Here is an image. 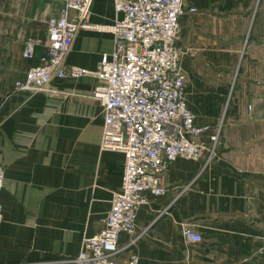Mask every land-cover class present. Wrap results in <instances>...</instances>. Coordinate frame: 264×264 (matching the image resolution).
Returning <instances> with one entry per match:
<instances>
[{"label": "crops", "instance_id": "obj_1", "mask_svg": "<svg viewBox=\"0 0 264 264\" xmlns=\"http://www.w3.org/2000/svg\"><path fill=\"white\" fill-rule=\"evenodd\" d=\"M63 4L0 0V264H71L84 238L101 230L121 186L122 152L100 148L103 112L90 96L93 77L54 78L55 95L14 90L45 54L38 45L26 60L25 41H45ZM184 5L177 47L184 53L187 107L196 125L214 128L229 97V123L201 136L208 143L218 134L213 159L177 158L163 175L165 193L143 194L139 238L129 245L130 235L121 232L119 258L131 251L138 264H264V130L254 103L264 97L256 81L258 71L264 80V50L245 44L262 36L255 32L262 0ZM114 19L112 0H93L90 23L109 26ZM112 49L110 32L82 29L66 64L94 71ZM240 115L244 123L235 130ZM184 224L202 240L187 242Z\"/></svg>", "mask_w": 264, "mask_h": 264}, {"label": "built area", "instance_id": "obj_2", "mask_svg": "<svg viewBox=\"0 0 264 264\" xmlns=\"http://www.w3.org/2000/svg\"><path fill=\"white\" fill-rule=\"evenodd\" d=\"M112 1L114 22L103 26L90 23L93 0H64L59 16L48 23L45 41H25L26 60L34 58L38 45L45 48V54L14 85L16 92L55 95L58 92L49 87L54 78L93 77L96 84L90 96L103 112L100 148L122 152L124 157L121 186L101 219L103 226L84 238L71 264H138L137 254L131 251L119 258L118 237L121 232L130 235L129 245L139 238L136 214L144 204L143 194L163 195V175L174 160L208 162L215 157L218 142L217 133L209 135L208 143L201 139L214 128L195 124L184 97V53L177 47L184 0ZM82 29L108 31L113 37L112 52L101 55L94 71L66 64ZM3 181L0 166V193ZM1 217L0 203V221ZM181 232L187 242L202 240L187 224Z\"/></svg>", "mask_w": 264, "mask_h": 264}, {"label": "rangeland", "instance_id": "obj_3", "mask_svg": "<svg viewBox=\"0 0 264 264\" xmlns=\"http://www.w3.org/2000/svg\"><path fill=\"white\" fill-rule=\"evenodd\" d=\"M262 5L263 6L262 8H260V12H258V15H257L259 16V18H258V23L256 24V30H255L256 33H261L262 36L261 38H254L253 41L248 39L245 44H246V47L247 45L250 44L251 47H257V48H261L264 50V0H262ZM262 53H263V56L260 58L261 61L262 59L264 60V52ZM260 75H262V71H258L256 73V78L258 79L256 81L259 83L261 82L262 86H264V80L262 79V77H259ZM261 96L262 95H257V99L255 100L254 103H255V110H257L260 113L256 121L258 122L259 128L264 130V97H261ZM231 108H232V103H231L230 98L228 97V100H226V102L224 103V113L220 117L219 123L214 126L213 130H218V129L223 130V127L229 123V118L227 114L231 110ZM242 116L243 115H240L239 118L236 119L237 123L232 125L234 126L233 128H235V130H239L238 128H236L235 125H237L238 127L243 125L244 119L242 118Z\"/></svg>", "mask_w": 264, "mask_h": 264}]
</instances>
